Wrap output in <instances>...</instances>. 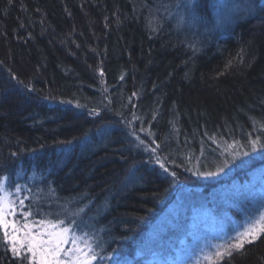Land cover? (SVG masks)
I'll use <instances>...</instances> for the list:
<instances>
[{"label": "trees", "instance_id": "1", "mask_svg": "<svg viewBox=\"0 0 264 264\" xmlns=\"http://www.w3.org/2000/svg\"><path fill=\"white\" fill-rule=\"evenodd\" d=\"M229 1L0 0V180L29 223L134 257L199 173L228 161L213 184L235 187L264 164V0ZM201 263L264 264V235ZM0 264H21L2 233Z\"/></svg>", "mask_w": 264, "mask_h": 264}, {"label": "rangeland", "instance_id": "2", "mask_svg": "<svg viewBox=\"0 0 264 264\" xmlns=\"http://www.w3.org/2000/svg\"><path fill=\"white\" fill-rule=\"evenodd\" d=\"M226 2L228 4L230 1L212 0L213 8L216 4V9L219 11L221 5ZM181 10L183 11V9ZM181 10L175 11V13H181ZM213 13L214 17L210 15L215 19L217 16H223L224 11L222 10L217 15L214 9ZM185 19L189 24L193 22V18H189L188 15ZM190 31L188 32L190 34H201L195 29ZM220 167L233 171L234 165L225 167V165L219 164L215 166V170L207 171L213 172L215 175H203L208 180L204 182L203 186L193 189L185 185L168 204L164 212L149 224L147 232L140 240L144 243L142 253L136 249L133 253L134 257L128 256L125 259L115 256L117 254L114 255L120 264H202L201 262H213L216 258L214 253L217 246L224 244L230 237H235L237 232H242L244 230L242 226H246L251 218L257 217L260 207L264 211V181H260L261 178L264 179V164L247 170L250 175L249 179L235 187L225 184L220 187L213 184L221 172L218 170ZM4 186H6L5 182ZM240 190L251 194L250 197L246 199L244 195L240 197ZM0 195H4V193H0ZM244 199L252 202L250 215L248 210L250 205L243 212L238 205ZM260 200L261 206L255 208L258 204L257 201ZM220 212H224L225 216ZM234 212L239 215L242 213L241 217L238 219L234 217ZM61 226L70 227L77 236L83 235L79 232L83 224L80 228H77L74 223ZM69 247H72L71 243L65 245V248ZM97 254L98 259L93 264H109L110 260L99 259V257H106V254L103 255L101 252Z\"/></svg>", "mask_w": 264, "mask_h": 264}, {"label": "snow or ice", "instance_id": "3", "mask_svg": "<svg viewBox=\"0 0 264 264\" xmlns=\"http://www.w3.org/2000/svg\"><path fill=\"white\" fill-rule=\"evenodd\" d=\"M249 143L251 152L258 150L264 152V142L260 137L250 140ZM242 155L248 156L249 152H244ZM235 159L234 155L233 162ZM227 163L228 161H224L225 165ZM160 166L164 168L163 164ZM218 170L223 171V167ZM199 174L215 175L213 172ZM171 175L173 178L176 177L175 172ZM16 191L19 192L20 188L17 187ZM0 193H4L0 195V233L8 250L20 260L21 264H93L98 259L93 244L88 242L87 233L77 236L70 227L61 226L64 225V220H58L56 223L50 220L29 223L28 218L33 215L32 212L22 211L23 200H20L17 206L14 201L8 199L9 194L5 192L3 180H0ZM37 223L41 227L33 231ZM242 227L244 229L242 232H237L235 237H230L224 244L217 246L214 253L216 257L222 259L225 255L231 256L233 250L243 249L245 242L253 243L264 235V211L259 212L257 217L251 218L247 225ZM69 243L72 247L65 248ZM99 259L112 260L113 264H120L113 254Z\"/></svg>", "mask_w": 264, "mask_h": 264}, {"label": "bare ground", "instance_id": "4", "mask_svg": "<svg viewBox=\"0 0 264 264\" xmlns=\"http://www.w3.org/2000/svg\"><path fill=\"white\" fill-rule=\"evenodd\" d=\"M189 5H191V3L189 2Z\"/></svg>", "mask_w": 264, "mask_h": 264}]
</instances>
